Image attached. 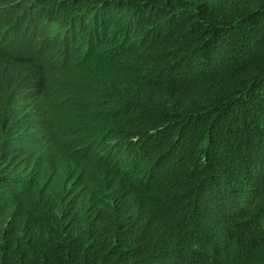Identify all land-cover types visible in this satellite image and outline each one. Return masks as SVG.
I'll list each match as a JSON object with an SVG mask.
<instances>
[{
  "label": "trees",
  "instance_id": "16d2710c",
  "mask_svg": "<svg viewBox=\"0 0 264 264\" xmlns=\"http://www.w3.org/2000/svg\"><path fill=\"white\" fill-rule=\"evenodd\" d=\"M23 1L57 62L0 84V264H264V0Z\"/></svg>",
  "mask_w": 264,
  "mask_h": 264
},
{
  "label": "clouds",
  "instance_id": "9594fccd",
  "mask_svg": "<svg viewBox=\"0 0 264 264\" xmlns=\"http://www.w3.org/2000/svg\"><path fill=\"white\" fill-rule=\"evenodd\" d=\"M17 1H20V3L16 4V6H17L16 9H14L15 7L11 8V10L17 14V15H15L16 20L10 26L15 27V29L19 30V33L25 35L26 38H31V39L33 38L34 40L36 38H39L41 45L46 47V51H44V53H46L47 51L52 52V50L49 49L52 46H49V44L46 41H44V38L41 35V33L39 34L38 32H36V31H38L37 30V24H36L37 23L36 18L38 16V14L35 11V9L33 7H31V5L24 3L23 0H17ZM15 29H13V30H15ZM13 30L10 32L12 33ZM4 36H5L4 32L1 28L0 29V62H1L0 75H2L4 72V70L2 71V68L10 66V65L12 66L11 71L15 72L16 68L24 67L23 72L31 73V69H28V70L25 69V65L34 67L32 65V63L26 62V61H21L19 59H17V60L14 59L13 54H12V42H11V40L9 42L6 41L4 43H1ZM53 52H54V57L51 61L57 62L56 52L55 51H53ZM3 58H6V62L2 61ZM15 61H18L19 63L15 62ZM32 70H35V67ZM38 71H44V70L41 69ZM31 75L32 74H30V76ZM50 76H51V73H48V74H46V76L44 78H47ZM33 79L37 80L40 78L36 79L35 76L32 79L29 78L25 82V84H23V86L30 84V80H33ZM2 82L4 85H6V89H7L9 86V84H7V81H4V80L2 81V78H0V84ZM18 85H15L14 87H17ZM6 93H8V96H6L7 97L6 99H12L13 98V99H15L16 102L18 101V103L20 104V105L16 106L17 111H19V112L23 111V114H27V113L32 112L33 113L32 115H35L38 112L37 109H34V107H35L34 104H32L31 101L26 100L24 93L21 92V89L15 90L14 93H12V91H10V90H7ZM38 127H43L44 130L50 135L51 125L47 120L40 121Z\"/></svg>",
  "mask_w": 264,
  "mask_h": 264
},
{
  "label": "rangeland",
  "instance_id": "374dc122",
  "mask_svg": "<svg viewBox=\"0 0 264 264\" xmlns=\"http://www.w3.org/2000/svg\"><path fill=\"white\" fill-rule=\"evenodd\" d=\"M20 1L17 0H0V29L2 28L4 32V37L1 43L6 41L12 42V54L14 59H19L21 61L31 62L32 65L36 68V70H45L49 62L54 57V52L46 51V47L42 46L39 38L35 40L32 38H26L25 35L19 33V30L15 29V27L10 26L15 20L17 15L11 8L15 7L16 4H19ZM15 29V30H13ZM13 32L11 33L10 31ZM9 31V32H8ZM48 50V49H47ZM34 67L25 65V69H34ZM3 74L0 75L2 81L12 82L13 85L25 84V82L29 79L31 73L23 72L24 67H18L14 71L12 70V66L3 67Z\"/></svg>",
  "mask_w": 264,
  "mask_h": 264
}]
</instances>
